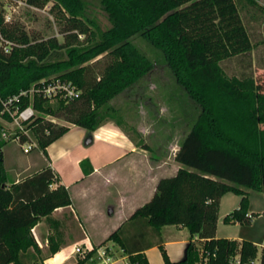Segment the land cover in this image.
<instances>
[{
	"label": "trees",
	"instance_id": "16d2710c",
	"mask_svg": "<svg viewBox=\"0 0 264 264\" xmlns=\"http://www.w3.org/2000/svg\"><path fill=\"white\" fill-rule=\"evenodd\" d=\"M97 1L110 23L104 31L90 18L86 0H27L41 9L53 2L63 25V43L31 37L20 23H7L0 9V117L11 121L3 113V101L41 80L74 84L80 95L70 102L61 100L53 106L35 96L33 106L40 116L25 123L28 134H20L22 144L35 140L47 156L48 146L70 127L46 116L91 134L114 118L110 103L117 96L140 84L157 65L165 66L188 100L182 114L189 130L175 156L182 167L174 176L161 178L151 200L99 246H119L128 255L127 264H150L144 250L155 244L165 264H231L236 257L251 264L259 255L257 245L216 237L225 195L232 193L241 201L224 222L249 225L257 214L248 213V193L264 194V86L253 75L228 77L221 65L237 57L241 64L247 59L246 68L252 69L254 45L240 14L241 0ZM248 1L257 5L256 0ZM138 40L158 52L143 50ZM101 56L109 60L97 71L92 64ZM29 104V98H21L22 108ZM3 145L0 264L35 263L31 251L35 256L40 253L35 226L44 218L53 225V212L70 206L71 196L65 186L50 188L55 174L48 168L9 187ZM166 226L187 228L191 235L181 261H171L162 244L161 230ZM60 246L55 236L49 237L51 254ZM259 264H264V249Z\"/></svg>",
	"mask_w": 264,
	"mask_h": 264
},
{
	"label": "crops",
	"instance_id": "0c3cea01",
	"mask_svg": "<svg viewBox=\"0 0 264 264\" xmlns=\"http://www.w3.org/2000/svg\"><path fill=\"white\" fill-rule=\"evenodd\" d=\"M76 127L78 126L72 125L67 134L48 146L47 156L39 150L43 164L30 158L24 166L7 167V156L5 151H2L9 187L18 185L48 168L55 174L50 188L65 186L71 196L70 206L58 208L53 212V225L44 218L35 226L33 233L40 253L35 256L31 251V255L37 259V262L32 261L31 264H95L79 263L75 251L78 245L97 247L104 243L139 207L151 200L161 178L174 176L182 167L175 160L178 150L172 162L151 159L148 150L137 147L118 127L107 124L91 134L83 128L73 131ZM227 195L221 199L220 211ZM240 201L241 197L237 201L236 209L239 208ZM263 212L261 215L264 216ZM220 219L219 213V221ZM173 227L182 231L187 228L166 226L161 230L162 244L168 247L171 259L176 257L177 260L183 252L181 249L179 255L175 250V256L173 248L177 245L188 246L191 235L187 240H166L165 230H173ZM50 236H55L61 245L54 255L49 250ZM216 237L219 238L217 234ZM228 239L243 241V238ZM195 240L196 237L193 238V241ZM253 243L264 249V242L261 246ZM109 244L116 249V259L121 258L115 264H127L128 255L119 246ZM157 248L159 247L155 244L144 250V253L151 264H165L164 260L162 262L158 256L154 257L155 254H152ZM186 249L187 247L185 255ZM261 251L259 250L258 256Z\"/></svg>",
	"mask_w": 264,
	"mask_h": 264
},
{
	"label": "rangeland",
	"instance_id": "374dc122",
	"mask_svg": "<svg viewBox=\"0 0 264 264\" xmlns=\"http://www.w3.org/2000/svg\"><path fill=\"white\" fill-rule=\"evenodd\" d=\"M86 1L89 5L88 14L90 18L96 20L103 31L108 29L110 23L99 2L97 0ZM256 1L257 5H252L248 0H241L240 3L238 0L240 14L254 45L250 58L252 69L248 70L246 68L247 59H243L244 63L241 64V61L237 57L224 60L221 65L228 77L253 75L258 83L264 86V0ZM11 16L12 21L20 23L33 38H56L60 43L64 42V36L61 33L63 25L57 19V11L53 10V2L48 3L42 9L17 5L15 10L12 11ZM80 39L86 42L85 37H81ZM136 42L145 51L158 52L146 42L143 43L139 40ZM108 60V57L101 56L92 65L99 71L105 67ZM186 101H188L187 95L183 88L174 81L168 69L160 64L140 84L117 96L110 103L115 109L116 114L113 119H110L103 126L110 124L121 129L137 147L142 148L145 146L152 157L151 159L172 162L176 150L179 149L184 135L189 130V125L184 123L182 114L183 107L186 108L187 106ZM45 118L47 119L48 116ZM49 119L55 121L59 126H72L62 119L51 117ZM2 128L13 133V126L0 117V143H4L2 150L5 151L7 156V167H10V165L24 166L30 158L37 159L38 163L43 164L41 153L38 149L33 150L30 154L24 153L20 142L15 140L6 141L4 139L3 133L5 131L2 132ZM78 129L81 130L82 128L76 127L73 131H77ZM248 199V211L257 214L252 223L241 225L239 223L228 224L224 222L227 214L236 210V204L239 200V197L229 193L221 207V219L218 224L217 235L223 239L243 238L242 240L255 242L261 246L264 242V216L261 215L264 211V194L249 191ZM172 229L165 230L166 240L189 239L190 233L188 229H184L183 231L176 227ZM80 246L87 248V250L84 253L82 252V254L77 253L79 263H91L90 259L93 253H91L90 247L78 245V247ZM183 247L177 245L173 248V254L175 250L179 252V255L181 254V249L183 252L175 260L176 257H172L173 259H171L168 254V247L164 246L171 261H181L185 258V248L187 245ZM259 250H262L261 247H259ZM152 254H155L154 257L158 256L163 262L164 258L160 248H157ZM174 255L176 256V253Z\"/></svg>",
	"mask_w": 264,
	"mask_h": 264
},
{
	"label": "built area",
	"instance_id": "2783aa9c",
	"mask_svg": "<svg viewBox=\"0 0 264 264\" xmlns=\"http://www.w3.org/2000/svg\"><path fill=\"white\" fill-rule=\"evenodd\" d=\"M17 5H26L27 7L38 9L30 4L27 0H0V9L4 13L5 21L11 23L12 11L15 10ZM6 51L8 49L6 48ZM80 95L79 89L72 84L71 82H65L61 79H52V80H41L36 86L32 87L28 91H22L19 95L8 98L6 101H3V113L7 114L11 121L6 122L13 126V133L9 130H3V136L6 141L15 140L20 142L21 147L24 153L29 154L33 150L38 148L37 142L30 140L25 143H21V133L28 134L25 123H31L36 117L39 116V112L34 108L33 101L35 96L43 97V99L53 106H56L61 100L70 102L78 98ZM29 98L30 104L22 108L21 98ZM51 116H48L49 119ZM264 214V212H263ZM91 252H94L90 262L95 264H115L121 258L116 259V249L113 245L107 244L89 248ZM87 248L83 246L76 248V254L86 252ZM260 256L257 259L251 261V264H259ZM231 264H242L240 257H236L231 261Z\"/></svg>",
	"mask_w": 264,
	"mask_h": 264
}]
</instances>
